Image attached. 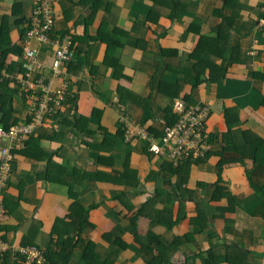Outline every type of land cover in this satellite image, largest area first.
<instances>
[{"label": "crops", "instance_id": "obj_1", "mask_svg": "<svg viewBox=\"0 0 264 264\" xmlns=\"http://www.w3.org/2000/svg\"><path fill=\"white\" fill-rule=\"evenodd\" d=\"M37 3L0 0V126L25 122L30 114L21 54ZM52 3L54 32L72 37L75 55L63 76L53 77L54 45L33 40L39 67L31 71L29 81L53 90L67 83L70 104L54 124L37 128L27 152H17L4 195V239L13 246L40 247L46 264H264V200L246 179L253 168L250 150L238 155L243 162L228 164L222 172L236 197L232 205L226 199L211 200L209 186L219 180V155L191 168L188 187L194 194L189 196L175 188L178 177L170 176L163 158L143 152L152 145L150 138L161 144V137L152 131L163 134L168 126L165 111L175 99L210 108L206 131L219 137L216 151L226 144L221 136L227 131L240 146L245 144L244 132L264 136V24L260 22L264 0ZM201 36L206 38L203 56L218 64L221 75L208 82L209 71L204 72V83L192 89L197 78L179 76L177 70L196 62L191 53ZM162 48L174 52L162 55ZM213 48L224 57L206 52ZM176 77L184 84L171 100L169 90L162 92L159 87L164 81L172 84ZM133 94L148 100L137 106ZM226 110L231 113L230 130ZM80 118L88 121L80 124ZM121 123L125 137L135 128H144L147 137L136 134L130 142L124 140L113 167L97 164L84 143L93 138L85 137L79 127L91 126L101 140L97 125L115 135ZM56 165L96 176L81 179L69 173L51 180ZM126 171L119 184L108 179ZM256 174L259 185H264V171L257 168ZM197 182L206 187H197ZM180 203L186 214L182 220H178ZM204 211L208 223L194 221ZM157 237L166 243L167 250L161 253ZM0 264L21 261L7 254Z\"/></svg>", "mask_w": 264, "mask_h": 264}, {"label": "built area", "instance_id": "obj_2", "mask_svg": "<svg viewBox=\"0 0 264 264\" xmlns=\"http://www.w3.org/2000/svg\"><path fill=\"white\" fill-rule=\"evenodd\" d=\"M260 22L264 24V15L260 18ZM54 25L55 11L52 0H38L24 36L22 54L25 76L28 79V81H22V85L28 87L27 95L31 100L29 116L31 117L27 123L14 125L7 130L0 127V259L7 254H15L19 256L21 264H46V255L38 246H13L4 239L2 223L6 215V207L3 189L6 187L13 168L14 151L22 150L26 139L35 129L61 116L70 104L67 83L53 90L49 85L31 84L29 81L31 71L38 66L36 63L39 50L33 47V40L41 43L50 42L54 45L55 55L51 65L53 77L61 78L64 69L74 58L75 48L72 37L69 34L55 33ZM172 111L177 117L176 121L164 130L160 140L161 144H156L155 139L150 138L151 149L173 160L181 158L182 153L188 157L189 155L198 156L207 151L210 145L205 125L210 115V108L207 105L189 106L183 99H175ZM136 134H143L147 137L144 128H135L127 131V141H130Z\"/></svg>", "mask_w": 264, "mask_h": 264}, {"label": "trees", "instance_id": "obj_3", "mask_svg": "<svg viewBox=\"0 0 264 264\" xmlns=\"http://www.w3.org/2000/svg\"><path fill=\"white\" fill-rule=\"evenodd\" d=\"M25 33H26V30H25ZM25 33H24V36H25ZM202 41H204V42L202 43ZM205 41H206V38L205 37L202 38V36H201V39L199 40L198 46L195 48L193 53H191V56L193 57V59L196 60V62H194L193 64H190V66H188V68H184V69L180 68L179 70H177V73L179 76L191 75V76H194V78L195 77L197 78L196 80L192 81V83H193L192 89L201 85L202 83H204L205 80L201 81V79H203L202 74L204 72L209 71V75H208L209 81L208 82H211V80L212 81L218 80V78L221 75V73L219 72L220 67L218 66V64L214 63L215 61L211 60L210 58L209 59H205V58L202 59L203 54H205V50L202 49V44L204 45ZM160 51H161L162 55L174 52V50H167V49H163V48ZM206 52L210 53V54L212 53L215 56L219 55L221 57H224V55L215 54V52H217L215 50V48H213L212 50L207 49ZM199 58H201L202 61L199 60ZM2 64H3V62L1 63V65ZM199 67H200V70H198ZM185 83L187 84V82H185ZM182 84H184V81L181 78L176 77L172 84L168 83L167 81L162 82L161 88L159 87V90H161L162 92H165L168 89L169 90V96L168 97L171 100H173L175 97L180 95V93H181L180 90H181ZM166 94H167V92H166ZM69 102H70V98H69ZM172 103H173V101H172ZM172 103L167 107V109L165 111V112H167V116L165 117V119H167V121H168L167 122L168 126L173 125L177 119L176 115L173 114V111H172ZM227 112L228 111L226 110L225 111V118L227 120L228 130H230L231 125H232L230 122L231 113H227ZM209 117H210V115H209ZM209 117L207 118V121H206V125H205L206 127H207ZM55 118H57V117H55ZM55 118H53V119H55ZM53 119L49 122L43 123L41 125V127L48 125V124H51V125L54 124ZM84 120L88 121L85 118H80L77 120V122L81 121L80 122V124H81L84 122ZM124 125L125 124H123V123L119 124L118 130L115 133V135H111L105 128H103L100 125H97V131L101 132L103 135V138L101 140H97V138L95 136L96 132L93 131L92 129H90L89 127H86V128L79 127V129H81L83 131V133H85V135H86L85 137L93 138L92 142L84 141V143L87 145V149H88L89 154H92V156L94 157L97 164H103V165L113 167V162L115 161V158H118L117 154H115V153H117L119 151V145L124 140H126ZM3 127L9 128L10 126L6 127L3 125ZM36 131H37V129L32 134H30L28 136L29 140L32 139V135H34ZM152 133L154 135H156L158 138L159 137L162 138V135H163L162 132H158L156 130H153ZM126 134H127V131H126ZM243 136L245 139V144L240 146V145H237L233 141L232 131H227V133H225L221 136L222 144L224 143V141H226V144L224 146L222 145L220 151H216L215 146L217 144H220L219 137L217 135H214L211 137L210 135L207 134V138H208L209 145H210L207 151H205L203 154L198 155V156L189 155L188 157L186 156V154L182 153L180 155L181 158H179L178 160H176V159L173 160L171 158H168L167 156H162V155L158 154L157 152H155L151 149V146H147V147L145 146L143 148V152L145 154H147V156H150V154L153 153V154L159 156L160 158H163L164 164H167L170 176L172 175V176L178 177L177 182L174 185L175 188L177 190L181 191L182 195L187 194L189 196H193V194H194L192 191H190V189L188 187V184H189L188 180L190 178L191 168H193L194 166L202 165V164L204 165L209 161V158L211 156H215V155L218 156L219 155L220 158L218 159L217 166H216L217 167L216 170H217V173L219 175V180L216 184L209 186V188L211 190V193H210L211 198H212L211 200L212 201H220L222 199H226L228 201L229 205H232L233 202L236 201V197L233 196V194L231 193L229 185L224 183L222 172L228 164H234L236 162H243V159L239 158L238 155H243L245 153L244 149H248L252 153L251 155H252V160H253V168L251 170L247 171L246 179L249 182L252 189L254 190L256 196L258 198H262L264 200V185H259L258 176L256 174L257 168H260L262 171H264V136H262V137L257 136L256 134L249 133V132H244ZM130 141H128V142H130ZM27 143H26L25 148H23L22 150L19 149V150L14 151V162L16 159L17 152H22V153L27 152L26 151ZM102 152H106L107 154L108 153L109 154L105 155ZM227 153H229V156L226 155ZM13 165H14V163H13ZM69 173H70V175H73V177H78V175H80L81 179L86 178V177L93 178L96 176V174L87 173L86 171H82L77 167H73L72 169H69L67 166L56 165L55 169L50 174V179L56 180L58 177H62L63 175H66ZM128 173H129V171H126L121 175L120 173L115 172L114 175L109 176L108 179L112 180L114 182H117L119 184V180H122V178L124 176L128 175ZM57 174H59V175H57ZM116 176L118 177V179H113V177H116ZM11 178H12V170L10 172L8 182L6 183V187L3 189L4 202H5V196L4 195H5L7 189L10 185ZM62 183H65V182H62ZM65 184H67V183H65ZM69 185L71 186V184H69ZM196 186L200 187V188L206 187L205 184L199 183V182L196 183ZM70 191H71V196L76 198V195H75L73 188H71ZM184 198H186V196H184ZM75 204H78V202L75 201L74 205ZM96 206L97 205H95V207ZM181 206H183V205H181V203H180L181 215H179L178 220H182L184 218V215H186V214H183V211L181 210L182 209ZM79 209H77L78 212H87L88 211L85 209L83 211H81ZM143 211L144 210L142 209L141 211L139 210L138 212H140V214H142V213H144ZM206 217L208 218L206 211L200 212L199 214H197V217L195 218L194 221H196L197 219H205L206 223H208V220L206 219ZM199 222H201V220H199ZM158 241H161L160 243L156 244L157 247H159V249H160L159 253H161L164 250H167V247L166 246L164 247V245H166V243H164L161 238H158ZM141 244L143 245L144 243L142 242ZM144 247H145V249H147V246H144ZM149 249H152V248H149ZM159 257H160V254H159Z\"/></svg>", "mask_w": 264, "mask_h": 264}, {"label": "rangeland", "instance_id": "obj_4", "mask_svg": "<svg viewBox=\"0 0 264 264\" xmlns=\"http://www.w3.org/2000/svg\"><path fill=\"white\" fill-rule=\"evenodd\" d=\"M105 25V24H104ZM73 40V39H72ZM197 46H198V44H197ZM206 56H208V55H206ZM205 55L204 56H202V59L203 58H205V59H209L208 57H206ZM199 60H201V58H199ZM202 61V60H201ZM182 69H184V68H188V65H185V64H183L182 65V67H181ZM134 96H136V97H134L135 99H136V105L138 106H140L141 104H143V100H146L144 97H139L140 95H138V94H133ZM148 100V99H147ZM152 109V108H151ZM90 128H91V126H90ZM94 131V130H93ZM146 242H148V241H146Z\"/></svg>", "mask_w": 264, "mask_h": 264}, {"label": "clouds", "instance_id": "obj_5", "mask_svg": "<svg viewBox=\"0 0 264 264\" xmlns=\"http://www.w3.org/2000/svg\"><path fill=\"white\" fill-rule=\"evenodd\" d=\"M66 108H67V107H66ZM30 117H31V116L28 115V119H27V121H25V122H21V123H19V124L27 123V122L29 121ZM14 125H17V124H13V125H11L10 127H12V126H14ZM0 127L4 128V129H6V130L10 128V127H9V128H5V127H3V126H0ZM40 127H41V126H40ZM35 130H36V129H35ZM27 139L29 140V137H28ZM27 139H26V141H25V146H26V143L28 142ZM24 148H25V147H24Z\"/></svg>", "mask_w": 264, "mask_h": 264}]
</instances>
